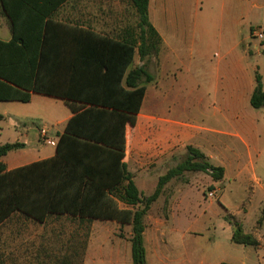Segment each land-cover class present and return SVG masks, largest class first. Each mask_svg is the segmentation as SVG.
<instances>
[{
  "label": "crops",
  "instance_id": "obj_1",
  "mask_svg": "<svg viewBox=\"0 0 264 264\" xmlns=\"http://www.w3.org/2000/svg\"><path fill=\"white\" fill-rule=\"evenodd\" d=\"M21 1L7 0L6 3L14 13L45 15L43 25L48 24L50 28L48 44L51 47L47 54L46 78L55 80L61 89L66 88L71 68V55L63 53L62 58L58 57L59 43H67L65 30L71 29L73 33L77 28L89 29L120 40L134 39L135 45L139 44L136 10L129 0ZM261 14H264V0H148L147 17L160 37V44L155 54L142 59L135 53L127 69L143 66L152 80L141 82L146 89L135 124H125L122 158L142 194L148 195L154 190L158 177L178 163V156L184 157L187 145L203 152L213 165L223 167L220 180L242 172L241 147L247 151L248 164L253 161V155H257L256 142L260 135L264 138V107L252 111L247 103L255 86V72L261 75V64L241 43L248 44L245 40L251 27H264L262 20H257ZM10 38L9 18L0 0V39ZM59 59L66 68L57 71L54 64ZM33 99L45 103L54 100L67 107L59 123L61 128L52 135L45 126L31 133L15 125L13 141L22 142L23 146L0 157L5 170L53 156L57 134L63 131L72 115L64 98L30 91L29 101ZM209 109L214 112L209 114ZM202 114L214 115L215 123L191 121ZM200 119L203 121L202 117ZM41 128L45 130V137L40 133ZM182 174L163 184L143 216L146 264L183 262L182 253L171 247V243L176 246L178 242L175 234L179 233L182 247L184 235L189 232L177 224L188 220L177 212L183 190L192 184L177 185ZM250 175L255 179L257 191L264 193L263 183L253 172ZM220 180L214 181L206 174L199 181L217 190ZM163 203L171 212L150 213L154 206ZM64 220L69 226H65ZM220 227L231 240L233 223L224 221ZM252 233L258 241L255 247L264 246L257 232ZM64 236L76 239L75 243L67 244V251L72 254L77 252L79 237L87 239L82 264H132L129 224L121 225L108 219H80L67 214H48L39 222L19 211H12L0 222V264H41L50 251L63 250V240L58 247L57 239ZM223 262L220 258L216 261L204 259L199 264Z\"/></svg>",
  "mask_w": 264,
  "mask_h": 264
},
{
  "label": "trees",
  "instance_id": "obj_2",
  "mask_svg": "<svg viewBox=\"0 0 264 264\" xmlns=\"http://www.w3.org/2000/svg\"><path fill=\"white\" fill-rule=\"evenodd\" d=\"M129 1L137 12L139 44L136 46L134 39L120 40L89 29L77 28L72 33L68 28L64 31L67 43L58 46L59 58L71 55L68 82L61 89L55 80L46 78L51 47L50 28L43 25L45 15L14 13L7 0H1L11 38L0 39V101L27 102L30 91L38 92L64 98L72 115L57 134L53 156L10 170L0 161V222L12 211H19L39 222L48 214H67L129 224L132 264H146L143 216L163 184L184 171H204L217 181L223 177V167L213 165L203 152L187 145L182 160L158 177L150 194L137 189L122 160L125 124H135L146 89L141 82H149L152 75L143 66L127 69L135 53L140 59L155 54L160 37L147 17L148 0ZM260 44L264 67V30ZM65 68L60 59L54 64L57 71ZM249 103L254 108L264 107V87L258 72ZM21 146L19 141L1 143L0 157ZM231 240L258 244L238 224ZM56 260L58 264L72 263L68 255Z\"/></svg>",
  "mask_w": 264,
  "mask_h": 264
},
{
  "label": "rangeland",
  "instance_id": "obj_3",
  "mask_svg": "<svg viewBox=\"0 0 264 264\" xmlns=\"http://www.w3.org/2000/svg\"><path fill=\"white\" fill-rule=\"evenodd\" d=\"M135 16L137 26V12H135ZM259 19L264 23V14L258 16L257 20ZM258 29L264 30V27H252L249 30V37L245 40L248 41V44L246 45L245 42H242L241 46L245 47L248 53L253 55L258 63L261 64L259 72L263 75L261 82L264 87L261 39L254 32V30ZM138 36L139 30L136 33L137 39H139ZM47 101V103L43 100L37 101L34 99L28 102L0 101V143L14 140L15 125H17L18 129H27L31 133H35L36 129L45 126L52 135H55L57 130L61 128L62 124L59 123L65 115L67 107L63 103L55 102L54 100ZM247 105L248 109L252 111L259 110L252 107L249 102ZM241 111L243 112V110ZM207 112L211 114L214 111L209 109ZM195 117L191 119L192 122H206L210 124L215 123L216 120L214 115L206 117L205 114H202ZM200 117H202L203 121ZM45 145L49 147L48 144ZM28 146L31 147L30 144ZM256 146L258 153L256 156L253 155L251 164L247 163V151L245 147H241L239 161L242 164V172L237 175H227L223 180H220L219 184L216 185L217 190L213 198L207 197L206 193L213 189L214 186H210L211 184H206L204 181H199L200 179L203 180L206 174L209 175L207 172L185 171L177 179V185L183 187L192 182L191 185H188L183 190L177 212L178 215L188 219L185 222H177L178 227L187 228L189 232L184 235L185 239L182 247L179 244V233L175 234L176 240H178L175 244L176 246L171 243L173 250L182 253L183 262L179 264H199L200 260L216 261L219 258L229 263L264 264V246L255 247L253 245L243 246L242 244H234V242L225 236L226 230L220 227V224L224 223V221L232 222L233 228L238 224L244 232L248 230L252 235L253 231L257 232L260 236V242L263 241L261 243L264 245V193L257 191L258 187L255 179L250 175L253 172L255 178L263 183L264 187V138L262 135L259 136ZM182 158L178 156L177 162L181 161ZM194 179L197 181H194ZM216 196H219V199H216ZM167 212H171V210L167 211L165 203L158 204L150 210L151 214H166ZM64 224L65 226H69L66 220H64ZM119 234L122 236L121 233ZM57 240L58 247L60 240H63V250H58V252L50 251L51 253L49 252L46 255L47 260H43L42 258L41 264H58L56 259L63 255H68L70 259L72 258L73 262L71 264H82L86 238L79 237L76 245L77 252L74 254L68 253L67 244L71 241L75 243L76 239L64 236L63 239ZM212 240H216V242Z\"/></svg>",
  "mask_w": 264,
  "mask_h": 264
},
{
  "label": "built area",
  "instance_id": "obj_4",
  "mask_svg": "<svg viewBox=\"0 0 264 264\" xmlns=\"http://www.w3.org/2000/svg\"><path fill=\"white\" fill-rule=\"evenodd\" d=\"M254 32H255V35H256L257 37H259L260 39H262V37H263V30L258 29V30H254ZM40 133H41V135H42L43 137H45V130H44L43 128L40 129ZM215 192H216L215 189H211V190H209V191L206 193V195H207V197H211V198H213V197H215Z\"/></svg>",
  "mask_w": 264,
  "mask_h": 264
}]
</instances>
